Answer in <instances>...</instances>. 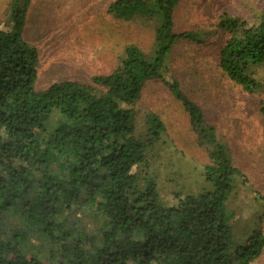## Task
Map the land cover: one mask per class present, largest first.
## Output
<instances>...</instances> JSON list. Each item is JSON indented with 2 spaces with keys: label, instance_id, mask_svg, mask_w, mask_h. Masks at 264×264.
I'll return each mask as SVG.
<instances>
[{
  "label": "trees",
  "instance_id": "trees-1",
  "mask_svg": "<svg viewBox=\"0 0 264 264\" xmlns=\"http://www.w3.org/2000/svg\"><path fill=\"white\" fill-rule=\"evenodd\" d=\"M183 1L113 0L112 17L153 23L151 51L127 44L109 73L36 90L38 52L23 38L30 0H11L8 27L0 22V264H251L261 255L262 217L236 226L242 174L169 57L178 44L204 46L213 30L223 35L221 71L247 93L264 92V9H222L211 30L177 31ZM151 80L186 113L208 158L195 190L177 191L171 205L149 160L165 125L154 113L141 133L134 123ZM257 110L264 117V97ZM10 215L19 222L7 228Z\"/></svg>",
  "mask_w": 264,
  "mask_h": 264
},
{
  "label": "rangeland",
  "instance_id": "rangeland-1",
  "mask_svg": "<svg viewBox=\"0 0 264 264\" xmlns=\"http://www.w3.org/2000/svg\"><path fill=\"white\" fill-rule=\"evenodd\" d=\"M112 1L30 0L23 38L38 52L36 90L54 81L87 82L93 75L109 73L127 44L146 54L151 51L153 23L112 17L107 12ZM10 2L0 0L3 28L8 27ZM222 9L236 14L259 12L264 0H184L175 12L176 30H211ZM212 33L204 46L176 45L169 64L183 91L203 110L205 123L228 146L232 162L242 174L243 182H237L231 200L236 226L240 230L246 223L253 227L261 216L264 232V117L257 110L264 92L247 93L221 71L217 51L223 35ZM263 74L264 67L258 76ZM134 109L138 133L143 131L148 113L156 114L165 125L149 160L157 168L162 200L171 205L177 191L185 192L184 187L195 190L207 155L198 145L186 113L159 81L146 82ZM13 222L19 220L10 215L7 228ZM251 264H264V250Z\"/></svg>",
  "mask_w": 264,
  "mask_h": 264
}]
</instances>
